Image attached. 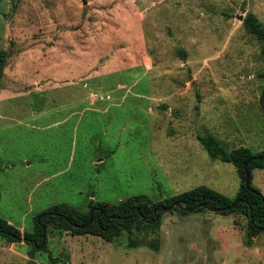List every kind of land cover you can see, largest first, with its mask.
<instances>
[{
	"label": "rangeland",
	"instance_id": "1",
	"mask_svg": "<svg viewBox=\"0 0 264 264\" xmlns=\"http://www.w3.org/2000/svg\"><path fill=\"white\" fill-rule=\"evenodd\" d=\"M243 8L264 24V0H0V215L25 231L59 202L158 201L201 184L235 197L234 165L198 136L264 151V59ZM249 182L264 201V168ZM247 222L164 210L112 241L48 227L32 262L264 264V229ZM30 249L0 237V264H28Z\"/></svg>",
	"mask_w": 264,
	"mask_h": 264
},
{
	"label": "trees",
	"instance_id": "2",
	"mask_svg": "<svg viewBox=\"0 0 264 264\" xmlns=\"http://www.w3.org/2000/svg\"><path fill=\"white\" fill-rule=\"evenodd\" d=\"M242 25L248 33L260 40V53L264 59V24L259 21L254 13L247 11L242 19ZM6 58L7 52L0 50V78L4 73ZM260 103L264 111V89L260 97ZM198 140L211 157L231 162L234 165L240 180V186L235 197H228L208 185L201 184L158 201H153L143 193L134 194L118 201L89 199L86 203V210L79 209L67 202H59L37 213L34 216V224L31 230L21 231L0 215V237L8 244L22 241L30 244L28 264H33L35 252L41 251L38 246L42 241L43 227L45 231L46 228L50 227L57 231L70 232L72 235L92 234L101 237L105 241H112L122 231L140 232L157 224L162 211H159V218L154 223H146L141 218V215L148 219H153V210L156 206L168 207L174 202H180L188 207H194L200 203H208L216 208H227L221 213L236 212L245 215L248 219L247 226L251 231L250 235L259 233L260 227H264L263 197L250 182L247 188L244 181L246 169L249 172L250 179L252 168H264V151L254 153L243 146L227 150L211 134L198 136ZM254 156L261 158L253 159ZM246 163L245 168L244 165ZM232 204L233 207L228 208ZM249 206L252 210L251 216L249 214ZM174 209L181 214L189 212L178 207ZM201 210L206 209L200 207L192 211ZM41 214L43 215L40 216ZM38 216H40L39 219ZM48 259L51 264H69L68 258L64 255L52 256L48 253Z\"/></svg>",
	"mask_w": 264,
	"mask_h": 264
},
{
	"label": "water",
	"instance_id": "3",
	"mask_svg": "<svg viewBox=\"0 0 264 264\" xmlns=\"http://www.w3.org/2000/svg\"><path fill=\"white\" fill-rule=\"evenodd\" d=\"M246 13V10L245 8H243L241 10V14L238 15V19L242 20L243 17H244V14ZM261 157L259 156H254L253 159H260ZM246 165L247 163L244 165L245 168H246ZM249 172L248 170L246 169L245 170V186L248 188L249 187ZM245 203H247V201H245ZM175 207H178L182 210H186V211H192L196 208H200V207H203L209 211H213V212H222L223 210L227 209V208H216V207H213L211 206L210 204L208 203H200V204H197L196 206L194 207H188L186 206L185 204H182L180 202H174L173 204H171L170 206L166 207V206H162V205H158L154 208L153 212H154V218L153 219H148L146 217H144L143 215H141V218L146 222V223H154L155 221L158 220L159 218V211H164V210H173ZM233 207V204L231 206H229L228 208H231ZM249 214L251 216L252 214V210H251V207L249 206ZM43 214H41L40 216H42ZM40 216H38V219L40 218ZM260 229H264L263 227ZM44 237H45V228L43 227V236H42V241H41V244L38 246L39 248H42L43 245H44Z\"/></svg>",
	"mask_w": 264,
	"mask_h": 264
},
{
	"label": "crops",
	"instance_id": "4",
	"mask_svg": "<svg viewBox=\"0 0 264 264\" xmlns=\"http://www.w3.org/2000/svg\"><path fill=\"white\" fill-rule=\"evenodd\" d=\"M134 14L135 15H138V16H141V17L144 15V13L143 12H140V11H135Z\"/></svg>",
	"mask_w": 264,
	"mask_h": 264
},
{
	"label": "flooded vegetation",
	"instance_id": "5",
	"mask_svg": "<svg viewBox=\"0 0 264 264\" xmlns=\"http://www.w3.org/2000/svg\"><path fill=\"white\" fill-rule=\"evenodd\" d=\"M264 228V227H263Z\"/></svg>",
	"mask_w": 264,
	"mask_h": 264
}]
</instances>
